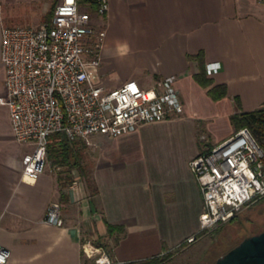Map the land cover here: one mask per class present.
Returning a JSON list of instances; mask_svg holds the SVG:
<instances>
[{
    "label": "crops",
    "instance_id": "0c3cea01",
    "mask_svg": "<svg viewBox=\"0 0 264 264\" xmlns=\"http://www.w3.org/2000/svg\"><path fill=\"white\" fill-rule=\"evenodd\" d=\"M57 0H0V30L13 25L8 7L25 6L16 24L49 20ZM6 9V10H5ZM94 81L106 89L135 80L141 87L174 75L183 113L114 137L92 136L91 178L61 186L50 169L21 180L30 147L12 135L0 105V244L6 264H81L83 236L107 240L113 260L141 261L185 244L199 230L202 198L188 162L234 131L231 115L264 105V3L257 0H109ZM220 70L207 75V63ZM0 62V96L6 93ZM223 86L212 98L208 90ZM204 135L205 139L200 140ZM82 143V142H80ZM83 144V143H82ZM48 165V159H47ZM61 206L62 226L45 223L48 205ZM107 225L123 227L109 234Z\"/></svg>",
    "mask_w": 264,
    "mask_h": 264
},
{
    "label": "built area",
    "instance_id": "2783aa9c",
    "mask_svg": "<svg viewBox=\"0 0 264 264\" xmlns=\"http://www.w3.org/2000/svg\"><path fill=\"white\" fill-rule=\"evenodd\" d=\"M94 2V14L104 17L109 0ZM104 35L78 0H57L49 20L39 25L1 26L0 62L6 93L0 96V105L8 108L14 140L30 147L21 158L22 181L34 182L47 168L51 134L89 146L92 136L114 138L183 113L174 75L148 88L132 79L112 89L94 81L89 66L97 63ZM220 68V63L212 62L204 70L210 76ZM204 139L201 135L200 140ZM262 157L263 150L249 129L241 127L189 160L202 209L199 230L186 244L264 197ZM60 208L58 202H51L43 221L62 226ZM84 246L81 264H125L113 260L101 244L82 241ZM8 257L9 250L0 244V264H6Z\"/></svg>",
    "mask_w": 264,
    "mask_h": 264
},
{
    "label": "rangeland",
    "instance_id": "374dc122",
    "mask_svg": "<svg viewBox=\"0 0 264 264\" xmlns=\"http://www.w3.org/2000/svg\"><path fill=\"white\" fill-rule=\"evenodd\" d=\"M81 9L87 10L84 7H81ZM4 12L5 16L10 17V21L13 25H18L16 23L20 22L21 18L28 14V9L25 6H12L8 7ZM93 79H95L94 76ZM150 86L151 83H147L144 88ZM91 152L92 145H85L82 165H84V172L85 174L87 173V175H90L92 167L90 157ZM47 169H50L51 172L54 173L58 171L52 167L49 160ZM83 175L84 174L80 173L78 168H75L71 171L69 177L71 180L83 181ZM83 184L85 185L84 181ZM263 229L264 197L243 208L211 232L198 234V237L194 242L190 244L185 243L180 247L157 256L158 259H162L158 264H214L217 258L221 257L228 250L236 246L244 238L257 234ZM83 241L92 244H101L109 251V244L105 239L99 237L91 238L84 234ZM83 253L85 254V246L83 248Z\"/></svg>",
    "mask_w": 264,
    "mask_h": 264
},
{
    "label": "trees",
    "instance_id": "16d2710c",
    "mask_svg": "<svg viewBox=\"0 0 264 264\" xmlns=\"http://www.w3.org/2000/svg\"><path fill=\"white\" fill-rule=\"evenodd\" d=\"M78 5L93 11L95 9L94 0H78ZM208 93L212 98L216 99L223 96L225 89L223 86H216L208 90ZM230 123L234 130L241 127H247L251 132L256 142L263 150V171H264V105L258 109L239 112L231 115ZM85 145L79 141H71L66 139L60 133L51 134L47 139V159L51 163L52 167L57 171V178L61 186H67L73 180L69 177V174L75 168H78L80 173H83V181L88 193L93 194L96 192V187L91 178V175L85 174V167L82 165L84 159ZM65 168V169H64ZM114 231L122 232L123 227H116L107 225V232L109 234ZM162 259L158 257H152L141 261L128 262L126 264H158Z\"/></svg>",
    "mask_w": 264,
    "mask_h": 264
},
{
    "label": "water",
    "instance_id": "95a60500",
    "mask_svg": "<svg viewBox=\"0 0 264 264\" xmlns=\"http://www.w3.org/2000/svg\"><path fill=\"white\" fill-rule=\"evenodd\" d=\"M214 264H264V229L244 238Z\"/></svg>",
    "mask_w": 264,
    "mask_h": 264
}]
</instances>
